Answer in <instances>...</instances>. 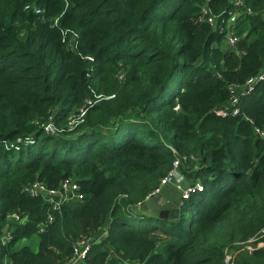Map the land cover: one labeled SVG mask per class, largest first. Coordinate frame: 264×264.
I'll list each match as a JSON object with an SVG mask.
<instances>
[{
    "label": "trees",
    "instance_id": "1",
    "mask_svg": "<svg viewBox=\"0 0 264 264\" xmlns=\"http://www.w3.org/2000/svg\"><path fill=\"white\" fill-rule=\"evenodd\" d=\"M202 3L0 0V237L7 225L11 234L0 264H65L73 242L101 226L79 264H223L224 249L229 264H264V139L253 131L264 133V78L239 96L237 114L226 106L227 85L264 65V0H242L249 13L231 26L233 49L220 47V21L205 22ZM207 7L217 17L233 9ZM63 30L76 33V50ZM87 98L70 133L38 126L49 113L65 123ZM176 154L195 157L179 169L201 189L165 218L134 209ZM67 176L82 199L58 209L24 190ZM14 212L24 223L8 219Z\"/></svg>",
    "mask_w": 264,
    "mask_h": 264
},
{
    "label": "built area",
    "instance_id": "2",
    "mask_svg": "<svg viewBox=\"0 0 264 264\" xmlns=\"http://www.w3.org/2000/svg\"><path fill=\"white\" fill-rule=\"evenodd\" d=\"M67 1V0H65ZM232 4V8L230 9L225 17H217L218 15H212L207 7V0H203L200 12L203 16V20L209 24H214L216 19L218 18V22L220 21V26L218 27V31L222 35V40L219 43L220 47L233 49L236 42V36L231 31V26L234 24L237 16L240 13H249V9L242 5V0H226ZM25 9H30L36 14H41L43 10L35 4H26L24 6ZM62 40L66 43V46L71 50H76V33L70 30H63L62 31ZM81 58L84 60L90 61L92 59L91 55H80ZM264 78V65L262 68L253 76L246 78L242 83H230L227 85L228 91V99L226 106L228 107L229 114H237L239 112L237 107V102L239 96L249 92L256 81ZM111 96V95H109ZM96 100L101 98L100 95H95ZM95 100L90 98L84 99L83 103L70 112V116L68 117L67 121L63 124H57L54 120L53 113L47 114L46 117L42 118L38 122V126L41 130H43L46 134L52 136H60L65 133H70V131L76 129L82 122L83 116L88 107H90ZM226 112L221 111V114L224 115ZM253 131L258 134L259 137L264 139V133L259 130L258 128H253ZM28 140V139H27ZM21 139L16 141V147ZM173 151V150H172ZM186 161H196L195 157L192 155L185 156V155H175L174 160L171 163L170 169L164 174L145 195L144 200L158 195L164 186H171L172 189L179 193V201L182 198L188 196L190 191L193 190H200L201 185L198 182H195L193 185L190 183L188 185L182 186L176 182L175 178L181 176L179 166L182 162ZM28 194L32 196L40 195L43 201L49 203L53 209L59 208L60 200L70 199V200H81L82 193L79 189V184L73 176H67L63 178L57 188L49 189L47 188L46 184L42 181L35 180L28 184L25 189ZM179 204V203H178ZM8 219L17 221L19 223H24L26 217L21 216L19 213H12L9 214ZM49 220L52 219L51 216L48 217ZM40 228H43V225H40ZM105 227H100L99 230L92 235L82 236L77 238L72 244V252L70 258L65 262V264H79L83 262V259L89 250L90 246L102 239L105 235ZM3 243H6L11 239V234L8 229H3V232L0 237ZM253 238H249L247 241H251ZM231 250L224 249L223 251V264H229ZM122 264H139V262L129 259H122Z\"/></svg>",
    "mask_w": 264,
    "mask_h": 264
},
{
    "label": "crops",
    "instance_id": "3",
    "mask_svg": "<svg viewBox=\"0 0 264 264\" xmlns=\"http://www.w3.org/2000/svg\"><path fill=\"white\" fill-rule=\"evenodd\" d=\"M222 48H223V46H222ZM180 173H181V171H180ZM175 180H176V182H180L182 184V186L188 185L190 183L189 182L190 179L188 177H186L183 173H181L179 180H178V177H176ZM156 196H158L157 200H161L163 202L162 207L165 209L173 208L174 206H177L179 203V196L176 193H173L172 187L169 185L164 186L162 188L161 192ZM134 209H136V207H134ZM136 210H138V209H136ZM8 228H9V226L7 225L3 229H8ZM36 243H37V241H36Z\"/></svg>",
    "mask_w": 264,
    "mask_h": 264
},
{
    "label": "water",
    "instance_id": "4",
    "mask_svg": "<svg viewBox=\"0 0 264 264\" xmlns=\"http://www.w3.org/2000/svg\"><path fill=\"white\" fill-rule=\"evenodd\" d=\"M157 198L158 196H152L143 200L136 205V209L146 215L165 218L168 209L163 208V202L161 200H157Z\"/></svg>",
    "mask_w": 264,
    "mask_h": 264
},
{
    "label": "rangeland",
    "instance_id": "5",
    "mask_svg": "<svg viewBox=\"0 0 264 264\" xmlns=\"http://www.w3.org/2000/svg\"><path fill=\"white\" fill-rule=\"evenodd\" d=\"M173 89V83L171 82L167 88V91H170ZM180 170V169H179ZM182 173V172H181ZM180 179V176H178V180ZM179 185H182L180 182H178ZM173 193H176L177 195H179V193L177 191H175L174 189H172ZM178 199V198H177ZM136 207V206H135ZM176 206H174L173 208H175ZM173 208H167V209H173ZM136 223V222H134ZM33 242L30 243V245L33 247V248H36L37 247V243H36V238L34 237L33 239ZM22 242H25V241H22ZM21 242V243H22Z\"/></svg>",
    "mask_w": 264,
    "mask_h": 264
}]
</instances>
